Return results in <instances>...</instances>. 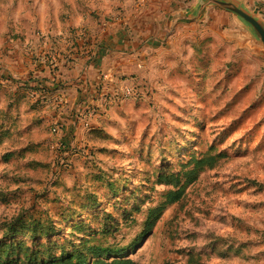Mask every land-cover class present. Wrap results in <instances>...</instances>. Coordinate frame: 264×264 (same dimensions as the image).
<instances>
[{
    "label": "rangeland",
    "instance_id": "374dc122",
    "mask_svg": "<svg viewBox=\"0 0 264 264\" xmlns=\"http://www.w3.org/2000/svg\"><path fill=\"white\" fill-rule=\"evenodd\" d=\"M73 3L0 0V72L22 74L19 44L28 33L59 27L49 19L71 15ZM210 11L199 28L212 29L211 36L183 28L191 39L207 38L203 63L181 44L176 64L162 57L158 72L134 79L142 100H85L82 111H99L89 130L75 128L68 112L51 113L10 79L0 84L3 259L28 250L47 264L90 239L122 249L137 264H264V61L238 48L229 13ZM209 149L221 154L213 169L188 183L181 201L134 242L147 208L171 188L155 184L156 171L179 170L193 152Z\"/></svg>",
    "mask_w": 264,
    "mask_h": 264
},
{
    "label": "crops",
    "instance_id": "0c3cea01",
    "mask_svg": "<svg viewBox=\"0 0 264 264\" xmlns=\"http://www.w3.org/2000/svg\"><path fill=\"white\" fill-rule=\"evenodd\" d=\"M72 1L76 8L71 9V15L69 14L61 19L56 14L52 19H49V24L56 25V22H58L59 27L47 26V30L44 31L47 33H41L43 36L42 43L36 38V32L26 35L32 37L19 44V59L25 70L22 74H14V77L18 79L27 78L29 72L33 71L37 64L31 60V57L35 58L36 55L35 60L37 58L43 59V56L47 59L53 53L54 48H58L59 53H67L66 55H57L60 67L66 74V77H60V80H64L67 84L65 90L62 92L57 91L53 96H47L49 110L56 115L64 112L63 107L57 108L53 104L54 99L59 95L65 96L67 100L64 101L71 106L75 104V101L82 100L78 110H83L85 100L89 101L90 104L96 101L102 93L120 90L123 85L128 83L127 81L134 80L132 75L141 74L140 78H144L146 74L150 76L152 72H158L160 63L163 62L162 57H165L166 61L176 64L179 61L178 57L181 55L177 54L176 47L181 44L189 46L190 56L194 57L193 46L198 45L200 47L207 38L199 41L191 39L185 34L183 28L188 27L190 30L212 35V29L207 31L199 28V26L209 23V14L208 20L204 23L178 24L171 31L169 27L171 15L187 9L192 4V1L189 0H149L147 7L141 12H136L135 0ZM248 1L253 8L259 9L260 4H263L262 0ZM184 2L189 3V5L184 7ZM176 3L177 5H175ZM88 5H91V7H87ZM117 6L120 8L118 14L109 15ZM262 9L264 8L262 7ZM262 9L261 11L264 12ZM114 17L125 19L127 23H114L112 22ZM47 20L44 17L45 23H47ZM68 24L74 27L80 42L78 47H72L69 51H67V47H70L73 38L68 35L69 28L65 26ZM43 28L45 29V27ZM83 34H86L88 38L85 42L81 38ZM53 42H56L58 47L52 46ZM96 43H100L103 48L96 47ZM70 52H76L77 54H71ZM13 58L14 56L9 61L6 60L11 64ZM68 59L72 61L73 67L71 70L68 69L71 66ZM156 59H158V62H153ZM139 63L142 66H139ZM43 75H38V72H35L33 78L39 79ZM123 76L127 77L122 79ZM48 80V82L44 80L42 82L51 85L50 79ZM15 87L17 89L19 85L16 84ZM77 130H80V128H77Z\"/></svg>",
    "mask_w": 264,
    "mask_h": 264
},
{
    "label": "trees",
    "instance_id": "16d2710c",
    "mask_svg": "<svg viewBox=\"0 0 264 264\" xmlns=\"http://www.w3.org/2000/svg\"><path fill=\"white\" fill-rule=\"evenodd\" d=\"M68 33V35L71 36L73 40L70 43V47H67V51H69V49L72 47H78V44H80L79 39L76 36V31L74 30V27H69ZM81 38L83 42L87 41L88 39L86 37V34H83ZM202 44L203 45H201L200 47L193 46L194 58L199 63L204 62L205 55L207 53V50L204 51V46L207 44V42L204 41ZM52 46L58 47V44L56 42H53ZM96 47L103 48L100 43H96ZM57 49L58 48L53 49V51H56L58 53L57 55L67 54L59 53ZM70 53L77 54L76 52ZM58 60L59 59L57 58V63L55 66L51 65L48 61H46L45 63H37L35 69L29 72L27 78L17 79L14 77V74L11 73L9 76L11 83L14 85L18 84L19 87L17 88V90L22 91L23 94H25V96L27 97L30 96L31 92L36 91L38 93V96L37 99L34 101H36L37 103L39 101H41V103H47V96H53L54 93L57 91L62 92L63 90H65V86L67 85L64 80H60V77H66V74L65 71L61 69L60 61L58 62ZM68 61L71 63V66H69L68 69L71 70L73 67L72 61H70L69 59ZM35 72L44 75L47 74L48 76L41 77L39 79H34L33 75L35 74ZM140 75L141 74L132 75V78L138 80L140 79ZM48 79H50L51 85H47L42 82L43 80L45 82H48ZM36 83L37 85H35ZM80 103H82V100L79 101V103H75L74 106L68 105V103L56 104L57 108L63 107V111L68 112L66 113V115L70 116V119L72 120V125L75 128L78 124L80 127L84 128L81 124V120L84 118L85 112L82 110H78L81 105ZM89 128H86L84 130H89ZM94 133H96L98 137L102 138L108 136L106 133L100 130H96L94 131ZM211 150L212 149H209L204 153L193 152L191 155H189V158L186 159L180 165L179 170H164L165 168H163L162 166V168H159L156 171L155 184L161 186H168L171 188L164 192L162 196V201L147 208L146 217L143 222V229L140 235L134 239V242H139L141 239L140 237L148 234L155 227L156 223L159 221L160 217L162 216L164 210L167 207L181 201L184 189L188 183L196 180L199 174L205 169H213V167L217 163L218 158L221 157V154H212ZM92 200L94 201L95 198H92ZM89 242L90 239L85 240L81 244L79 249L74 250L71 253H62L58 258H54L47 264H137L135 260L131 259L129 256L124 254L122 249H113V247L110 245H90ZM7 248L12 249L11 246H7ZM17 248H20V245ZM20 254H23L22 257L20 256L16 260L10 259V255L7 256V259H3L0 255V264H38V262L36 261L37 257L30 253L28 250H21Z\"/></svg>",
    "mask_w": 264,
    "mask_h": 264
},
{
    "label": "water",
    "instance_id": "95a60500",
    "mask_svg": "<svg viewBox=\"0 0 264 264\" xmlns=\"http://www.w3.org/2000/svg\"><path fill=\"white\" fill-rule=\"evenodd\" d=\"M184 11L174 13L169 20L171 31L178 24L204 23L211 9L229 13L232 26L237 29L238 48L264 61V14L253 8L248 0H189Z\"/></svg>",
    "mask_w": 264,
    "mask_h": 264
},
{
    "label": "built area",
    "instance_id": "2783aa9c",
    "mask_svg": "<svg viewBox=\"0 0 264 264\" xmlns=\"http://www.w3.org/2000/svg\"><path fill=\"white\" fill-rule=\"evenodd\" d=\"M263 1V5H264V0ZM149 0H135V9L136 12H141L143 11L147 5H148ZM112 22L120 24V23H127V21L125 19H119L118 17H114L112 19ZM36 38L42 43L43 40V36L40 32H36ZM57 52L53 51V53L51 54V56H48V58L46 59L43 56V59L37 58L36 56H34L35 58L31 57V60L34 63H45L46 61H48L51 65L55 66L57 63ZM139 66H142L141 63H139ZM127 76H123L122 79H125ZM9 75L5 74V73H1L0 72V84H5L7 82H9ZM134 81V80H133ZM133 81H127L128 83L123 85V87L118 90V91H110V92H105L102 93L99 98L93 102V104L96 102L98 104V102L101 103V105H105V106H113L115 104H118L120 101H126L128 99H134V100H142V91H140L139 89H137L135 86H133ZM34 100L37 99L38 93H36V91H33L32 94L30 95ZM59 101V103H63L64 100H62V97L59 95L57 96L54 101ZM56 103V102H55ZM58 103V102H57ZM99 111L96 109H92L90 111L85 112L84 114V118L81 120V124L83 125L84 129L89 128L90 124L89 121L91 119L92 116H95ZM60 129V126H58L56 129H53L54 132H58Z\"/></svg>",
    "mask_w": 264,
    "mask_h": 264
}]
</instances>
